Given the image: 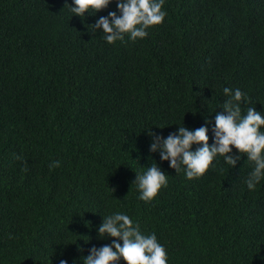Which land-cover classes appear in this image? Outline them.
Returning <instances> with one entry per match:
<instances>
[{
	"label": "trees",
	"instance_id": "trees-1",
	"mask_svg": "<svg viewBox=\"0 0 264 264\" xmlns=\"http://www.w3.org/2000/svg\"><path fill=\"white\" fill-rule=\"evenodd\" d=\"M71 3L0 0V264H83L117 211L168 264H264V179L247 188L246 154L188 179L149 149L150 131L208 120L213 143L224 87L264 112V0H165L145 38L114 43L90 25L116 0L83 18ZM155 162L168 183L146 202L135 171Z\"/></svg>",
	"mask_w": 264,
	"mask_h": 264
},
{
	"label": "clouds",
	"instance_id": "clouds-1",
	"mask_svg": "<svg viewBox=\"0 0 264 264\" xmlns=\"http://www.w3.org/2000/svg\"><path fill=\"white\" fill-rule=\"evenodd\" d=\"M113 0H72L70 11L81 18L85 13H98L107 8ZM165 0H116V11H109L107 16H100L90 26L100 29L103 39L108 43L123 40L125 34L132 41L143 39L152 26L159 25L167 15L163 8ZM227 97L221 108L223 112L215 113L212 126L213 143H209L210 120L195 129L179 126L177 131L167 137L149 132L151 152H159L161 160L168 161L169 166L179 173L183 170L186 178L202 176L218 156L235 167L238 160L246 154L247 161L252 162V169L245 179L249 190H255L264 179V112L255 107H247L242 113V104L248 102L241 89L223 88ZM162 128V127H161ZM198 147L193 150V145ZM233 148L238 154L231 155ZM59 165L53 161L49 167ZM136 172L133 184L139 190V199L151 201L162 186L168 183L167 175L155 162L145 167L143 172ZM98 234L101 239L112 237L110 244L93 246L89 254L82 257L83 264H118L123 259L126 264H168L167 251L156 234L142 232L139 222L127 214L117 211L103 216ZM122 241V243H121ZM59 264H68L60 259ZM76 264V261H73Z\"/></svg>",
	"mask_w": 264,
	"mask_h": 264
}]
</instances>
